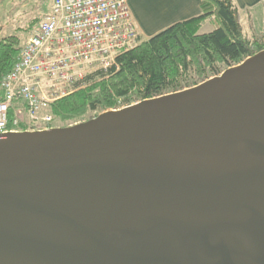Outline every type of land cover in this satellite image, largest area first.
Masks as SVG:
<instances>
[{"label":"water","instance_id":"1","mask_svg":"<svg viewBox=\"0 0 264 264\" xmlns=\"http://www.w3.org/2000/svg\"><path fill=\"white\" fill-rule=\"evenodd\" d=\"M0 264H264V49L193 87L0 133Z\"/></svg>","mask_w":264,"mask_h":264},{"label":"trees","instance_id":"2","mask_svg":"<svg viewBox=\"0 0 264 264\" xmlns=\"http://www.w3.org/2000/svg\"><path fill=\"white\" fill-rule=\"evenodd\" d=\"M203 8L198 17L136 41L118 55L116 66L108 71H89L76 91L50 106L51 126H59L58 121L69 126L108 109L193 87L264 49L263 41L244 37L232 0H203ZM207 18L215 28L202 32ZM21 48L15 36L0 40V99L2 79Z\"/></svg>","mask_w":264,"mask_h":264},{"label":"built area","instance_id":"3","mask_svg":"<svg viewBox=\"0 0 264 264\" xmlns=\"http://www.w3.org/2000/svg\"><path fill=\"white\" fill-rule=\"evenodd\" d=\"M49 1L2 79L0 133L55 127L50 106L76 91L89 71L116 66L136 43L127 0Z\"/></svg>","mask_w":264,"mask_h":264},{"label":"rangeland","instance_id":"4","mask_svg":"<svg viewBox=\"0 0 264 264\" xmlns=\"http://www.w3.org/2000/svg\"><path fill=\"white\" fill-rule=\"evenodd\" d=\"M233 3L238 11L244 37L264 42V0L255 4L246 3L244 6L235 0ZM49 10V0H0V40L15 36L23 46L38 24L37 19L41 20ZM209 23H205L202 32L211 30ZM57 123L61 125L59 121Z\"/></svg>","mask_w":264,"mask_h":264},{"label":"crops","instance_id":"5","mask_svg":"<svg viewBox=\"0 0 264 264\" xmlns=\"http://www.w3.org/2000/svg\"><path fill=\"white\" fill-rule=\"evenodd\" d=\"M235 1L244 6L246 3L255 4L261 0ZM127 2L138 30L136 41L148 39L175 23L204 13L203 0H127ZM206 22H210V29L213 30L211 18L204 20L202 29Z\"/></svg>","mask_w":264,"mask_h":264}]
</instances>
